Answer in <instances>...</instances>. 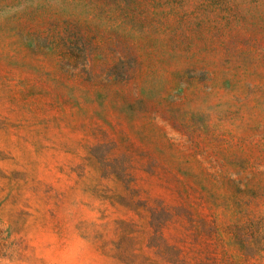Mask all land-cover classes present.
<instances>
[{
    "label": "rangeland",
    "instance_id": "374dc122",
    "mask_svg": "<svg viewBox=\"0 0 264 264\" xmlns=\"http://www.w3.org/2000/svg\"><path fill=\"white\" fill-rule=\"evenodd\" d=\"M0 264H264V0H0Z\"/></svg>",
    "mask_w": 264,
    "mask_h": 264
}]
</instances>
